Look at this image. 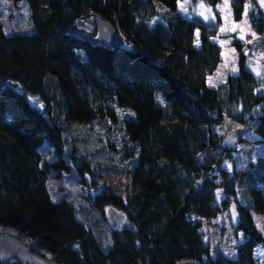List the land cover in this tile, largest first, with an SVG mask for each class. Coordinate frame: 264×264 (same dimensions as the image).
Segmentation results:
<instances>
[{
	"label": "trees",
	"instance_id": "16d2710c",
	"mask_svg": "<svg viewBox=\"0 0 264 264\" xmlns=\"http://www.w3.org/2000/svg\"><path fill=\"white\" fill-rule=\"evenodd\" d=\"M17 1L31 12L46 7L53 16L46 27L37 23V36L8 33L0 18V226L59 264H257L254 250L264 236L252 211L264 212V175L248 188L251 202H240L236 146L223 143L216 127L229 118L264 142V65L249 60L252 52H264L259 1L231 0L235 20L247 1L253 6L258 38L234 41L238 71L215 87L206 84L221 61L220 46L210 39L213 25L180 14V0ZM202 1L213 6L219 0ZM92 15L110 23L123 44L106 49L59 30L74 26L95 34L78 25ZM57 117L119 123L129 193L123 198L103 188L90 199L97 208L121 210L130 224L114 229L107 247L69 201L49 195V172L74 169L84 185L91 173L89 161L67 145ZM45 141L52 159L42 158ZM231 203L241 237L236 255L211 257L203 224Z\"/></svg>",
	"mask_w": 264,
	"mask_h": 264
},
{
	"label": "rangeland",
	"instance_id": "374dc122",
	"mask_svg": "<svg viewBox=\"0 0 264 264\" xmlns=\"http://www.w3.org/2000/svg\"><path fill=\"white\" fill-rule=\"evenodd\" d=\"M10 1L0 0V18L8 33L18 31L27 33L29 36L33 34L37 36L39 34V32H35L37 23L46 27L53 16V13L46 7H41L37 12H31L25 4L17 0H14V7L19 8L20 12H10L7 8ZM258 1L264 10V3H261V0ZM209 9L211 11H208ZM177 10L183 16H197L205 24L213 25L210 28L214 31V35L210 39L220 46L221 61L217 68L206 77V84L215 87L226 80L229 75L237 73L240 52L234 46V41L246 45L258 38V35L253 32L250 22L253 6L247 1L244 5L242 18L239 20H235L232 16L231 0H227V6H225V0H219L213 6H208L202 0L195 2L181 0L177 2ZM78 25L85 30H95L94 24L89 20H80ZM198 37L199 30H196L194 39L196 46L200 44ZM245 45L242 47V51L247 53ZM249 60L254 64L264 65V52H252L249 55ZM36 105L39 108L43 107L41 104ZM51 112L55 115V104H53ZM56 119L65 129L67 145H75L81 155L89 161L91 173L88 175L87 184L84 185L79 181L74 169L62 172L59 176L54 172H49L47 181L49 195L53 201L62 199L69 201L74 206L80 220L96 234L101 245L107 247L112 242L113 230L123 224H130L121 210L110 205L97 208L90 199L103 188H109L123 198L129 193L130 169L124 171L125 162L122 161L125 159L121 156L124 148L119 144L123 134L119 123H77L64 122L61 117ZM216 129L223 143L236 146L234 169L237 174V198L243 204H247L251 202L248 188H251L256 180L264 175V142L257 140V136L245 129V126L229 118L222 119ZM48 144L50 145L48 141H45L44 146L40 148L43 160L53 158L51 147ZM110 144L114 145L113 148ZM112 208L124 215L119 227H114L108 219L109 210ZM252 216L256 227L264 236V212L255 213L252 211ZM236 219L235 207L231 203L218 217L204 222L203 230L210 241L211 257L218 254L229 257L236 255V245L241 241V237H237L233 229ZM0 232L16 235L13 229L3 226H0ZM20 240L27 245L30 243L26 237H20ZM263 245H257L254 250L257 264H264ZM197 263L192 259H181L176 264ZM72 264H78V261L75 260Z\"/></svg>",
	"mask_w": 264,
	"mask_h": 264
},
{
	"label": "water",
	"instance_id": "95a60500",
	"mask_svg": "<svg viewBox=\"0 0 264 264\" xmlns=\"http://www.w3.org/2000/svg\"><path fill=\"white\" fill-rule=\"evenodd\" d=\"M10 12H20L14 7V0L7 6ZM90 20L95 26V34L82 31L77 28L67 27L59 29L62 32L71 33L78 39L95 45L100 44L106 49L123 44V38L118 35L112 25L97 15H92ZM4 81L0 79V86ZM108 219L114 227H119L124 219V215L114 208L109 210ZM0 264H59L55 259L46 258L32 251L27 244L23 243L17 236L0 232Z\"/></svg>",
	"mask_w": 264,
	"mask_h": 264
},
{
	"label": "snow or ice",
	"instance_id": "6c2138e0",
	"mask_svg": "<svg viewBox=\"0 0 264 264\" xmlns=\"http://www.w3.org/2000/svg\"><path fill=\"white\" fill-rule=\"evenodd\" d=\"M261 3H264V0H261ZM225 6H227V0H225ZM208 11H211V9H209ZM205 18L207 19V17H205ZM222 31H223V29H222ZM198 43H199V41L197 40V44ZM233 71H235V69H233Z\"/></svg>",
	"mask_w": 264,
	"mask_h": 264
},
{
	"label": "crops",
	"instance_id": "0c3cea01",
	"mask_svg": "<svg viewBox=\"0 0 264 264\" xmlns=\"http://www.w3.org/2000/svg\"><path fill=\"white\" fill-rule=\"evenodd\" d=\"M181 1V0H180ZM186 17V16H185Z\"/></svg>",
	"mask_w": 264,
	"mask_h": 264
}]
</instances>
